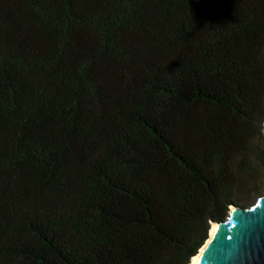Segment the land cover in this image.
<instances>
[{
  "label": "trees",
  "instance_id": "obj_1",
  "mask_svg": "<svg viewBox=\"0 0 264 264\" xmlns=\"http://www.w3.org/2000/svg\"><path fill=\"white\" fill-rule=\"evenodd\" d=\"M263 121L264 0H0V264H189Z\"/></svg>",
  "mask_w": 264,
  "mask_h": 264
},
{
  "label": "water",
  "instance_id": "obj_2",
  "mask_svg": "<svg viewBox=\"0 0 264 264\" xmlns=\"http://www.w3.org/2000/svg\"><path fill=\"white\" fill-rule=\"evenodd\" d=\"M231 207L199 264H264V191L251 206Z\"/></svg>",
  "mask_w": 264,
  "mask_h": 264
},
{
  "label": "rangeland",
  "instance_id": "obj_3",
  "mask_svg": "<svg viewBox=\"0 0 264 264\" xmlns=\"http://www.w3.org/2000/svg\"><path fill=\"white\" fill-rule=\"evenodd\" d=\"M264 121L260 124V131L249 145L246 155L249 169L246 177H251L254 186L237 199V207H248L255 203L256 198L264 191Z\"/></svg>",
  "mask_w": 264,
  "mask_h": 264
},
{
  "label": "bare ground",
  "instance_id": "obj_4",
  "mask_svg": "<svg viewBox=\"0 0 264 264\" xmlns=\"http://www.w3.org/2000/svg\"><path fill=\"white\" fill-rule=\"evenodd\" d=\"M231 210H232V207L230 206L229 211ZM220 229H221V225H219L218 223L211 224L210 231L208 232V239L206 240L205 244H203L199 248L197 254L194 257H192L191 262H189V264H199L206 249L210 246V244L212 243V240L214 239V236L216 235V233L220 231Z\"/></svg>",
  "mask_w": 264,
  "mask_h": 264
}]
</instances>
